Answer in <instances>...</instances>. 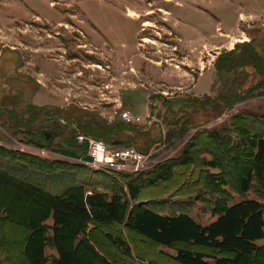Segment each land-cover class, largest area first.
<instances>
[{"label": "rangeland", "instance_id": "1", "mask_svg": "<svg viewBox=\"0 0 264 264\" xmlns=\"http://www.w3.org/2000/svg\"><path fill=\"white\" fill-rule=\"evenodd\" d=\"M251 10L253 13L246 14ZM218 23L224 31H238L236 40L232 39L237 42L228 48H216L214 43L206 50L198 49L195 54L200 66L215 70L221 53L238 45L234 55H240L246 48L244 43L249 42L260 57L261 68L249 65L217 74L210 95L194 97L185 92L191 81L187 70H199V66L189 67L192 62L183 59L186 54L175 50L174 43L180 40L174 31L186 42L195 36L194 31L206 35L215 32ZM246 58L252 60L249 52ZM206 78L199 92L208 89L210 80ZM144 88L151 93L148 101ZM231 93L239 98L232 106L226 99ZM33 106L53 107L77 120L89 114L110 127L128 123L122 132L110 131L113 134L104 142L118 139L136 148L149 156V168L170 158H183L189 149L193 163L177 165L172 178L143 188L139 200H150L154 208L165 211L176 202L177 210L188 211L206 225L228 201L264 199L256 190L245 196L237 194L232 179L233 171L243 174L252 149L239 141L235 130L249 123L250 115L264 117V0H181V5L176 0H0V145L59 161L58 171L41 177L42 184L54 192L75 184H85L91 190L109 187V194L113 184L117 190L122 185L127 190V181L135 175L125 176V171L94 167L82 159L53 152V147H67L61 145L60 137L48 148L30 143L29 129L37 131L35 139L42 145L46 144L42 130L62 131L55 129L59 120L55 121L51 112L48 115L36 109L34 119H27L25 112ZM124 111L133 113L135 119L124 120ZM8 112L11 117H21L26 130L12 125ZM76 126L81 132L78 134H86ZM215 130L222 135L221 146L210 134ZM226 144L229 154L223 151ZM79 152L82 157L86 153L85 149ZM212 159L217 160L218 167L209 165ZM212 176L219 179L218 187L211 182ZM12 209L13 217L0 221V250L10 255L12 264H29L23 245L33 239L21 221L33 214L28 208ZM46 223L53 224V218ZM107 232L124 233L133 239L143 258L157 264H178L159 256L151 241L122 224H97L90 236L116 264L131 262L107 239ZM52 233L49 229L48 235ZM60 239L72 247L81 238L73 241L62 232ZM257 243L260 252L247 257L244 264H264V238ZM44 249L47 264H54L58 252L51 240ZM78 252L89 256L83 248Z\"/></svg>", "mask_w": 264, "mask_h": 264}, {"label": "trees", "instance_id": "2", "mask_svg": "<svg viewBox=\"0 0 264 264\" xmlns=\"http://www.w3.org/2000/svg\"><path fill=\"white\" fill-rule=\"evenodd\" d=\"M244 46L246 48L240 55H234L235 50H238L237 45L234 50L218 56L215 62L218 75L249 65L261 68L260 57L254 45L247 42ZM247 52L251 54L252 60L246 58ZM226 99L230 100V106L239 100L237 93H231ZM32 109L29 107L26 110L27 119L30 121L34 119L36 109L45 111L48 115L51 112L50 116L54 115L55 121L59 120L54 125L55 129L62 131L54 132L51 128L42 130V137L46 141V144L42 145L35 139L37 131L29 129L27 134L32 136L29 142L48 148L53 146L57 137H60L61 145L67 147H53L51 150L64 156L82 159L85 163L89 160L87 145L78 142L77 135L81 132L76 125H80L86 135L103 141L113 134L110 132L113 129L122 132L129 126L128 123L121 122L116 127H110L103 119L89 114L77 120L48 106H33ZM16 117L17 115L15 117L10 115L12 125L21 126L26 130L27 126L23 127L21 117ZM249 118V123L243 124L241 130L239 128L235 130L240 136L239 141L244 146L252 148L249 160L244 163L243 174L238 175L236 171L232 173L236 193L242 196L253 190L264 194V117L250 115ZM63 121L76 125L64 126L60 123ZM246 133L250 136H246ZM210 134L218 145L223 144L220 131L215 130ZM105 143L108 147L126 145L118 139ZM83 149L86 153L82 157L79 150ZM229 150L226 144L223 151L229 154ZM194 159L192 152L186 149L183 158H170L156 163L153 168L150 167L151 169L139 172H123L125 176L136 177L127 181V190L123 185H119L117 190L113 184V188L110 187L112 194L107 191L109 187L91 190L87 189L85 184L71 185L54 192L42 184L41 177L42 174L51 177L52 172L58 171L59 161L40 158L0 145V221L13 217L12 208L15 206L30 209L33 217L21 221L29 229L33 239L30 244L23 245V252L29 264H47L44 248L49 240L58 252L54 264H116L90 236L91 230L97 224L112 223L122 224L125 229L151 241L159 256L178 264H244L247 257L261 250L257 241L264 238V199L244 197L237 201H228L216 219L206 225L198 222L188 211L177 210L174 206L178 204L176 202L172 204L173 208L164 211L154 208L150 200H139L145 186L169 180L175 174L177 165L191 164ZM208 162L211 167L219 166L217 160L212 159ZM211 179L216 187L220 185L217 176H212ZM222 192L220 189L221 194ZM164 202L167 204L168 201ZM50 217L53 218L51 225L46 223ZM88 225L90 228L84 229ZM49 229L53 231L52 236L48 235ZM62 232L73 241L81 239L70 247L61 241ZM106 237L127 256L130 264H157L148 257L143 258L138 253L136 242L126 234L114 235L107 232ZM178 243L185 246L177 245ZM160 247L173 249L174 253ZM79 248H83L89 256L80 254ZM0 264H12L10 255L1 250Z\"/></svg>", "mask_w": 264, "mask_h": 264}, {"label": "crops", "instance_id": "3", "mask_svg": "<svg viewBox=\"0 0 264 264\" xmlns=\"http://www.w3.org/2000/svg\"><path fill=\"white\" fill-rule=\"evenodd\" d=\"M176 2H180V5H181V0L180 1L176 0ZM194 8L197 9L196 7ZM130 10L133 11V9H130ZM252 11L253 10H251L250 12L246 14H251L253 13ZM239 14H243V13L239 12ZM222 30L223 29H221V25L218 23L215 32L209 35H206L202 31H194L195 36L193 38L187 39L186 42L181 41L180 34L174 31L176 38L180 40V42L178 41L174 43L175 50H177L180 53H184L181 55L186 54L187 57H184L183 59H186V60L188 59L192 62V65H188L189 67L195 66V65L199 66L198 67L199 70H195V69L187 70L188 71L187 73L191 75V79H190L191 81L188 84V86H185L187 87L186 89H188L185 92H191L194 97L210 95L213 89V84L215 82L216 76L218 74L216 67H215V70H212L210 67H205L206 65L203 67L200 66L201 61L198 60L197 58L198 56L197 54H195L197 53L198 49L200 50L204 48L206 50L208 49L209 46H213L214 43L218 44V45L216 44L215 46L216 48H222V47L228 48V44H234L235 42H237V41L233 42L232 39H235L234 37H236V34L238 33V31H230V30L222 31ZM241 32L243 33L244 31H241ZM240 40L244 41L245 39H240ZM215 52L218 54L219 51H215ZM191 57L192 58L194 57V58L191 60ZM206 77H208V79L210 80L208 89L199 92L198 91L199 86H200V89H203L205 87L204 83L206 82V79H207ZM144 89L146 90V101H148V99H150L149 97L151 93L148 92L149 90L148 88H144ZM160 92L162 94L165 91H160ZM117 99H120V96L116 98V100ZM171 253H174V252H171Z\"/></svg>", "mask_w": 264, "mask_h": 264}, {"label": "built area", "instance_id": "4", "mask_svg": "<svg viewBox=\"0 0 264 264\" xmlns=\"http://www.w3.org/2000/svg\"><path fill=\"white\" fill-rule=\"evenodd\" d=\"M121 115L124 120L135 119L133 113L129 111H124ZM77 140L87 145L89 160L86 163L94 167H107L125 172H139L149 168L147 162L149 156L134 147L124 146L110 149L103 140L86 134H78Z\"/></svg>", "mask_w": 264, "mask_h": 264}]
</instances>
